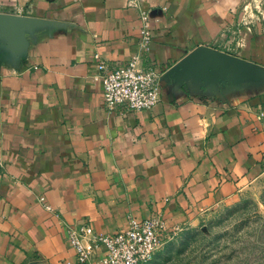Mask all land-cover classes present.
I'll list each match as a JSON object with an SVG mask.
<instances>
[{
	"label": "crops",
	"instance_id": "obj_1",
	"mask_svg": "<svg viewBox=\"0 0 264 264\" xmlns=\"http://www.w3.org/2000/svg\"><path fill=\"white\" fill-rule=\"evenodd\" d=\"M240 0H0V264L75 262L64 226L114 233L237 200L264 171V29ZM159 68L149 110L109 112L99 62ZM224 35H223V34ZM148 54V55H147ZM43 196L51 210L38 201Z\"/></svg>",
	"mask_w": 264,
	"mask_h": 264
},
{
	"label": "built area",
	"instance_id": "obj_2",
	"mask_svg": "<svg viewBox=\"0 0 264 264\" xmlns=\"http://www.w3.org/2000/svg\"><path fill=\"white\" fill-rule=\"evenodd\" d=\"M235 13V27L231 26L224 34L235 38L237 47L243 27L250 30L259 25L264 29V0H240ZM139 18L141 54L109 66L99 62L103 106L109 112L149 110L159 101L160 69L137 67L138 57L147 53L152 40L147 11H141ZM223 47L230 50L228 46ZM256 117L264 128V100L256 110ZM38 201L46 210H51L43 196ZM64 227L65 243L74 250L77 264H149L156 255L162 233L169 228L164 219L155 214L143 219L130 217L127 226L114 233L96 232L88 220Z\"/></svg>",
	"mask_w": 264,
	"mask_h": 264
},
{
	"label": "rangeland",
	"instance_id": "obj_3",
	"mask_svg": "<svg viewBox=\"0 0 264 264\" xmlns=\"http://www.w3.org/2000/svg\"><path fill=\"white\" fill-rule=\"evenodd\" d=\"M235 41L221 44L233 50ZM21 264L54 263L33 251ZM149 264H264V171L237 200L172 224Z\"/></svg>",
	"mask_w": 264,
	"mask_h": 264
}]
</instances>
